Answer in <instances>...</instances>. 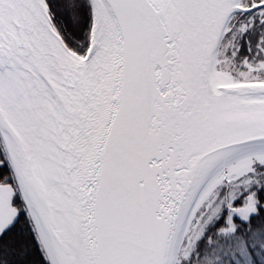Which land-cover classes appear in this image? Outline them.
<instances>
[{
    "label": "snow or ice",
    "instance_id": "snow-or-ice-1",
    "mask_svg": "<svg viewBox=\"0 0 264 264\" xmlns=\"http://www.w3.org/2000/svg\"><path fill=\"white\" fill-rule=\"evenodd\" d=\"M0 264H264V0H0Z\"/></svg>",
    "mask_w": 264,
    "mask_h": 264
}]
</instances>
